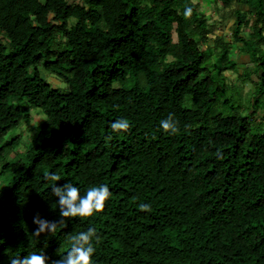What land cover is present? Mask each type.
Segmentation results:
<instances>
[{"label": "trees", "instance_id": "1", "mask_svg": "<svg viewBox=\"0 0 264 264\" xmlns=\"http://www.w3.org/2000/svg\"><path fill=\"white\" fill-rule=\"evenodd\" d=\"M243 1L246 13L216 0L234 19L227 42L193 0H0V264L33 252L52 264L90 227L93 264H264V129L227 98L247 16L259 39L244 51L263 58L264 0ZM258 85L263 98L264 72ZM169 114L175 135L160 127ZM121 118L129 130L113 132ZM56 183L111 196L34 237L37 214L61 219Z\"/></svg>", "mask_w": 264, "mask_h": 264}, {"label": "clouds", "instance_id": "2", "mask_svg": "<svg viewBox=\"0 0 264 264\" xmlns=\"http://www.w3.org/2000/svg\"><path fill=\"white\" fill-rule=\"evenodd\" d=\"M185 17L191 15V10H185ZM113 132H127L130 123L127 119H117L110 125ZM160 127L165 133L175 135L178 129V122L175 121L172 114L160 121ZM45 180L59 181L60 177L53 173H45ZM52 195L58 198L59 222L48 221L37 214L33 218L36 225L32 233L34 237L39 238L42 234L55 233L58 226H66L65 221L69 218H89L95 214L102 213L106 203L111 196L109 187L106 184L89 187L84 195L80 194V189L72 183H65L62 187L53 184ZM139 210L150 212V204H139ZM99 241V236L95 228L90 227L87 231L79 232L70 236L71 247L66 255L61 256L58 261L52 264H93L95 247L93 240ZM9 264H49L48 257L44 253L35 252L26 256H17L9 260Z\"/></svg>", "mask_w": 264, "mask_h": 264}, {"label": "crops", "instance_id": "3", "mask_svg": "<svg viewBox=\"0 0 264 264\" xmlns=\"http://www.w3.org/2000/svg\"><path fill=\"white\" fill-rule=\"evenodd\" d=\"M194 2L199 4V11L203 13L207 19L208 24H215L216 31L215 36L221 37L224 36L227 40V42H231V34L233 30V24L234 19L233 18H226L224 19V13L228 10H224L221 6V2H216V0H193ZM238 10L242 13H246L248 11V6L244 3L243 0H234L231 8L229 10ZM247 23L245 24L243 30H241L239 37L240 42L234 44V48L230 52V55H234V62H235V68L238 72H233L234 76H236V79L234 81L229 80V83L237 84L240 83V86L248 87L245 83H250L252 85L258 84L259 80L261 78V75L264 72V64L261 63L264 61V30L262 32L263 39L261 40L262 44L260 45L261 55L262 59H258L256 64H253V61L251 60V57L248 52L244 51L243 43H246L247 41H251L253 39L258 40L257 34L254 33V31L251 28L250 25V16L246 17ZM242 72H248L250 75L249 79L247 77H242L240 74ZM259 86V85H258ZM254 90L251 93V101L250 105L255 108H257V114L254 119L257 124H261L264 126V122L262 118H264V109L260 106V104L264 105V96L263 98H259L255 96L256 92V86L252 87ZM249 90V87H248ZM251 90V89H250ZM250 97L248 99H250ZM252 110V109H251ZM253 111V110H252Z\"/></svg>", "mask_w": 264, "mask_h": 264}, {"label": "rangeland", "instance_id": "4", "mask_svg": "<svg viewBox=\"0 0 264 264\" xmlns=\"http://www.w3.org/2000/svg\"><path fill=\"white\" fill-rule=\"evenodd\" d=\"M197 1V0H195ZM235 45H233L232 49L234 48ZM232 49L230 50V52L232 51ZM234 55H229L230 59L234 62ZM235 63V62H234ZM229 76V80L234 81L236 79V76H234V74H232L231 72L228 74ZM53 81V79H50ZM55 83H57L56 81H54ZM248 87L245 86H240V83L237 84H233L234 86L232 88H230L229 93L227 94L228 97L230 98L229 101V105L237 107L236 110L237 111H241L243 114H248L250 112V110L252 109V106L250 105V101H251V93L254 90L252 87L256 86V90L259 91V86L258 84H250V83H245ZM251 89V90H250ZM250 97V99H248ZM229 105H224L221 110L225 113V114H231L233 112L234 109H232ZM261 107H263L264 109V105L260 104ZM35 112H37V110H33L32 111V115H34V119L31 122V126L30 127H34L38 124V121L42 118L41 114H36ZM258 115V114H257ZM257 119V118H255ZM263 122H264V118H262ZM23 129H25V134H24V138H23V144L26 142V139L33 134V131L29 128H27L26 126H23ZM264 129V126H262L261 124H257L256 121L253 122L252 124V132H261ZM24 151V146L23 147H19L16 150V153L21 156V154Z\"/></svg>", "mask_w": 264, "mask_h": 264}]
</instances>
